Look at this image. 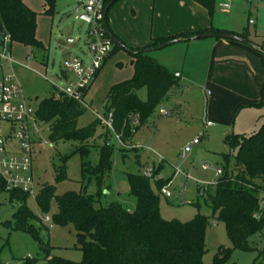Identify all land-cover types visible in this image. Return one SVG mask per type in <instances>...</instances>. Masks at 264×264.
Here are the masks:
<instances>
[{"label":"rangeland","instance_id":"rangeland-1","mask_svg":"<svg viewBox=\"0 0 264 264\" xmlns=\"http://www.w3.org/2000/svg\"><path fill=\"white\" fill-rule=\"evenodd\" d=\"M225 1L216 0L212 17L214 26L232 28L239 32L248 30L253 37H259L258 42L264 40V0H233L229 13L219 8ZM26 2L37 13V37L45 49L39 51L13 43L12 54L17 64L14 72L32 111L30 126L37 133L35 137L38 144L32 155L34 184L26 206L39 218L35 227L39 231L40 241L14 230L13 216L21 203L11 202L10 194L0 191V263L22 264L30 261L31 264H46L48 252L52 256L74 262L82 260L83 254L74 226H61L53 222V215L57 212L56 202L52 201L50 210L44 214L37 206L36 198L48 185L55 187L57 196L67 192H83L98 198L100 206L106 207L118 202L124 208L133 210L136 199L129 193L127 175H143L146 166H154L161 168L164 180L173 179L169 188L171 197L161 195V215L164 219L188 222L197 214L211 216L212 209L206 202V192L209 190L213 193L218 180L217 171L226 165L222 157L228 150L224 140L229 134L249 135L258 131L264 123V107L235 106L224 99L213 102L212 85L209 83L205 87L206 72L195 69L192 62L196 52L189 50L190 42L179 43L146 54L162 66H169V62V70L181 76L180 87L174 89L157 107L131 143H121L112 131L101 125L97 128L95 139L88 142L91 152L85 157L79 152L74 154L80 144L72 141L52 143L47 125L35 121V114L40 101L56 95L57 89L66 87L67 83L62 76L64 60L78 57L87 63L91 57L88 44L93 39L90 32L94 26L80 19L85 14L84 4L87 0H56L52 15L46 14L44 0ZM171 3V0H119L111 8L108 22L113 24L122 40L129 44L136 39L137 31L144 30L150 35L155 21H159L161 14L164 16L163 13L170 8ZM161 19L164 21V17ZM250 20L254 22L253 25L249 24ZM209 39L197 41L203 43L202 41ZM114 48L115 43L113 50ZM259 54L264 61V54L260 51ZM159 57L162 58L161 61L157 60ZM132 58L124 49H118L110 55L103 66L108 70L109 80L120 82L132 79ZM201 58L207 59L208 54L203 53ZM119 63L123 65H118ZM69 77L74 78L72 75ZM100 86L98 84L90 88L88 100L92 102V106L79 119V128L89 126L98 116L104 118L107 115L105 99L110 87ZM138 95L145 101L146 89L140 90ZM162 109L168 115L161 116ZM209 123L211 126H208ZM195 140H198V144L183 157L185 148L190 147ZM46 141L47 145L44 144ZM104 143L113 146L112 167L100 184L95 177H84L82 167L83 163H89L92 167L99 164L100 150L96 147ZM134 146L139 148L133 149ZM65 157H68L66 179L58 181L57 171L63 166ZM233 165L234 160L231 159L228 168L232 169ZM46 217L49 222L45 221ZM205 243L204 264H212L215 257L227 249L231 253L222 264H254L259 259L260 251L264 249V230L248 239L251 251H241L233 247L225 224L211 219Z\"/></svg>","mask_w":264,"mask_h":264},{"label":"trees","instance_id":"trees-1","mask_svg":"<svg viewBox=\"0 0 264 264\" xmlns=\"http://www.w3.org/2000/svg\"><path fill=\"white\" fill-rule=\"evenodd\" d=\"M118 1L105 2V29L115 43L112 54L118 49H124L132 55L134 75L132 79L111 87L106 97V108L107 112L113 114L114 133L125 145L131 143L157 107L179 87L181 80L180 76L143 54L142 50L157 48L175 39L189 42L199 35L227 34L252 42L264 54V40L254 43L248 30L236 33L215 28L155 39L143 48L129 47L116 37L108 23L109 12ZM193 1L213 17L216 0ZM44 2L46 14L52 15L56 0ZM0 25L4 26L6 35L13 43L39 51L45 49L37 38V13L23 0H0ZM142 89L147 91L145 101L138 95ZM255 106L264 107V101ZM86 111L80 103L63 95H54L39 102L35 119L47 125L52 143H79L80 147L75 149L74 154L79 152L85 157L91 152L88 142L95 139L97 128L101 126L99 120H96L87 127L79 128V119ZM137 116L140 124L134 132L131 123ZM224 142L228 150L222 154L226 162L222 168L223 175L216 181L213 193L209 190L206 192V202L212 214H197L188 222L166 220L161 215V190L170 180L162 179L152 183L143 175L128 174L129 193L136 199L133 210L124 208L118 202L106 207L100 206L98 198L83 192H67L57 196L54 186H45L36 198L39 210L43 214L47 213L51 202L55 201L57 212L53 215L54 224L74 226L83 254L80 262H74L52 256L48 252L46 264H204L206 230L211 219L225 224L235 249L251 251L248 239L264 230V123L258 131L249 135L229 134ZM96 148L100 150L99 164L92 167L89 163H83L82 173L84 177H95L101 184L112 167L113 146L104 143ZM231 159L234 165L229 169ZM67 160L68 157L63 158L64 164L57 171L58 181L66 179ZM159 172L161 168H158ZM0 191L8 192L11 202L21 203L13 216L14 230L40 241L39 231L35 227L39 218L26 206L29 193L7 190L1 179ZM230 253L229 249L223 250L212 264H222ZM254 264H264V249Z\"/></svg>","mask_w":264,"mask_h":264},{"label":"built area","instance_id":"built-area-1","mask_svg":"<svg viewBox=\"0 0 264 264\" xmlns=\"http://www.w3.org/2000/svg\"><path fill=\"white\" fill-rule=\"evenodd\" d=\"M233 0H226L219 8L223 12H229ZM257 0H251L256 2ZM105 2L106 0H87L84 4L85 14L90 16L89 23L93 24L90 34L93 39L88 44L91 57L86 63L78 57L64 60V72L62 76L67 83L66 87L57 89L56 97L61 95L80 103L86 109H91L86 100L87 92L94 84L104 63L113 52L114 42L107 35L105 29ZM251 24L253 21L250 22ZM13 42L6 35L4 39L0 36V179L7 190H21L30 193L33 187L32 177V155L38 144L37 133L32 130L29 122L31 110L27 104L21 84L14 72L16 62L12 54ZM72 75L74 78L69 77ZM160 114L166 116L167 112L161 110ZM97 120L102 126L114 133L113 114L108 112L103 118L98 116ZM36 121V119H35ZM140 124L139 117H135L131 127L135 128ZM208 126H211L209 123ZM115 134V133H114ZM116 135V134H115ZM121 142L119 136L116 135ZM122 143V142H121ZM45 145L48 144L46 141ZM198 144L193 141L190 147L185 148L183 157L191 152V148ZM138 149V146L132 147ZM160 160L162 158L160 157ZM154 166H146L143 176L152 183L162 180L161 172L157 173ZM223 175V170L218 169L217 177ZM173 179L161 190L166 198L171 197L170 186ZM44 219V216H42ZM45 221L49 222L46 217Z\"/></svg>","mask_w":264,"mask_h":264},{"label":"crops","instance_id":"crops-1","mask_svg":"<svg viewBox=\"0 0 264 264\" xmlns=\"http://www.w3.org/2000/svg\"><path fill=\"white\" fill-rule=\"evenodd\" d=\"M171 1L172 3L170 8L163 13L164 16L161 14L159 21H155L150 35H148L144 30L143 32L137 31L136 39L132 40L129 44L128 41L122 40L116 29H114L112 23L108 22L109 26L112 32L116 34V37L120 39V41L129 47L136 49L150 45L155 39L171 37L181 33L198 32L211 28L236 33L241 32L232 28L214 26L213 18L209 16L208 12L204 8L197 5L193 0ZM24 3L29 5V2H26V0ZM162 17H164V21H161ZM251 21L252 20L249 21V24L253 25L254 22L251 24ZM250 39L254 43H258L257 39H259V37H253L250 34ZM197 40L199 39H193L192 41H189L190 43L184 41L179 43H189V50L193 49V51L196 52V55L193 56L192 62L196 66L195 69L197 68L203 73L206 72L207 82L205 83V87H207L209 83L212 85L214 89L213 102L214 100L216 102V99L219 101L224 99L235 106H255L264 101V61L263 57L259 54L260 50H258L256 47L250 46L248 43H244L243 41L224 38L218 39L217 37H211L208 41H202L203 43H199ZM203 53L208 54V58L205 60L201 58ZM161 59L162 58L159 57L157 60L161 61ZM131 64L133 66V58L131 59ZM118 65L123 64L119 63ZM168 65L169 66L164 67L169 70V67H171L169 62ZM103 68L104 67H102V69ZM102 69L93 84L94 86L92 85L91 88L101 84L100 87H110L111 89V87L115 84L124 82H113L114 80H109L108 70H106V67L103 70ZM178 76L180 75L178 74ZM88 92L86 100L91 108L92 102L88 100Z\"/></svg>","mask_w":264,"mask_h":264},{"label":"water","instance_id":"water-1","mask_svg":"<svg viewBox=\"0 0 264 264\" xmlns=\"http://www.w3.org/2000/svg\"><path fill=\"white\" fill-rule=\"evenodd\" d=\"M80 19L89 22L90 21V16H88V15H82V16H80ZM0 36H1L2 39H4L5 36H6L5 28H4L3 25H0ZM211 37H219V38H224V39H230V40H236V41H243L242 39H240V38H238L236 36L227 35V34L226 35H214V34L213 35L212 34L199 35V36L196 37V39H204V38H211ZM179 42H181L180 39H175V40H172V41H170V42H168V43H166V44H164V45H162L160 47L151 48V49H145V50H142L141 52L143 54H149V53H152V52L159 51L161 49L167 48V47H169L171 45H174V44H177ZM243 42L244 43H248L246 41H243ZM248 44L250 46H252V47H255V45L253 43H248Z\"/></svg>","mask_w":264,"mask_h":264}]
</instances>
